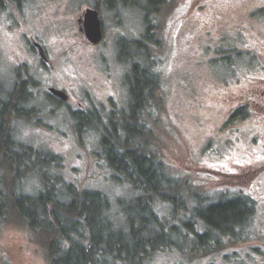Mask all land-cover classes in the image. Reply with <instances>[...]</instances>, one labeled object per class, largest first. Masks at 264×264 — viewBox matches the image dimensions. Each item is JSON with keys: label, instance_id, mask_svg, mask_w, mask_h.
Segmentation results:
<instances>
[{"label": "rangeland", "instance_id": "374dc122", "mask_svg": "<svg viewBox=\"0 0 264 264\" xmlns=\"http://www.w3.org/2000/svg\"><path fill=\"white\" fill-rule=\"evenodd\" d=\"M21 1L0 0V77L11 89L26 75L31 96L27 106L37 114L11 118L14 138L58 158L47 164L48 174L79 188L99 189L126 204L135 191L103 159L102 132L98 127H78L81 120L76 116L94 111L104 121L115 113L116 118L128 109L125 76L131 64L149 63L159 82L156 96L144 105L142 120L150 133L138 146L157 155L180 177L190 208L197 199L207 202L235 195L253 199L255 206L248 240H227L220 249L193 257L168 248L152 254L145 264H264V199H259L264 178L254 179L249 173L251 164L264 158V143L253 147L249 138L257 132L263 135L264 124L251 118L228 122L230 108L250 85V73L221 59L232 47L229 35L259 31L261 23H249L252 27L241 23L239 29L234 25L264 0H205L203 9H196L193 0H177L182 4L174 9L168 3L164 11L154 12L155 44L152 50L144 45L147 57L139 53L131 57L136 45L129 46V41L141 38L145 23L127 3L109 7L105 0ZM91 6L98 8L103 30V39L95 45L80 38L76 22L81 9ZM30 38L42 44L56 65L55 78L66 91V100L53 101L45 94V76L37 71ZM245 39L260 45L252 36ZM90 122L97 125L96 119ZM129 125L136 126L133 121ZM23 162L33 169L40 165L34 155L23 157ZM3 166L7 164L0 163V191L34 194L42 188L35 170H21L16 175L20 177L11 179ZM156 206L176 223L167 204L158 201ZM177 214L190 216L188 211ZM113 215L119 217V212ZM4 217L0 264H51L44 234L13 213ZM176 242L182 247L190 244L181 236Z\"/></svg>", "mask_w": 264, "mask_h": 264}, {"label": "trees", "instance_id": "16d2710c", "mask_svg": "<svg viewBox=\"0 0 264 264\" xmlns=\"http://www.w3.org/2000/svg\"><path fill=\"white\" fill-rule=\"evenodd\" d=\"M148 1L153 5L159 2ZM138 53L144 57L148 54L137 44L131 57ZM125 80L128 109L121 110L116 118L117 113L111 114L106 121L94 111L81 112L76 118L81 120L78 127H98L102 132L99 143L103 159L135 191L126 204L99 189L79 188L48 174L47 164L58 158L14 138L11 118L37 114L27 106L29 96L20 87H3L0 80V163L7 164L2 169L10 172L11 179L20 177L16 175L21 170H35L42 183L34 194L0 191V219L13 213L43 233L51 264H145L152 254L168 248L193 257L218 250L227 240H248L253 211L249 197L235 195L207 202L197 199L190 208L180 189V177L157 155L138 146V141L150 133L142 118L145 103L156 96L159 76L153 67L134 62ZM93 119L97 125L91 124ZM129 121L136 126H130ZM30 155L39 160L38 169L24 164L23 157ZM158 201L167 204L176 223L164 216L156 206ZM179 211H188L190 216L180 217ZM115 212L119 217L113 215ZM179 236L190 244L179 246Z\"/></svg>", "mask_w": 264, "mask_h": 264}, {"label": "flooded vegetation", "instance_id": "af4514ba", "mask_svg": "<svg viewBox=\"0 0 264 264\" xmlns=\"http://www.w3.org/2000/svg\"><path fill=\"white\" fill-rule=\"evenodd\" d=\"M109 7H112L113 4L119 2L121 4L127 3V8L136 9L142 19L144 26V33L141 35L140 39H130L129 45H141L144 46L148 50H152L154 48L155 40H154V12L156 9L159 11H164L166 7L171 5L172 9L180 6L182 1L177 0H159L157 5L151 4L148 0H142V3L137 2V0H105ZM193 4L196 9H203L205 5V0H193ZM85 8H93L96 9L100 18V12L97 7H85ZM84 9L78 13L77 19L81 16ZM101 21V19H100ZM241 23H245L247 26L250 24L259 25L261 23V27L259 31L255 32H248L249 29L245 30V34L243 31H237L229 35L226 39L227 42L232 46L228 48V54L222 55L221 59L226 62H230L233 66L242 67L246 73H250L247 77L250 78V85L247 89H243L240 92V98L238 102H236L231 108L228 113V122L233 123L237 121H244L249 118L255 120V122L260 121L261 124H264V5L258 6L256 9L250 10L248 15L242 16L240 18L239 24L234 25V27H238L237 29L243 27ZM250 23V24H249ZM236 29V28H235ZM101 30H102V22H101ZM80 34V38L84 42H88V40L83 36V34L78 30ZM253 37L260 45H252V43H248L245 37ZM102 39H103V30H102ZM101 39V40H102ZM220 39H225L224 37H220ZM32 40L34 38H30V49L33 51L36 58V66L37 71L41 72L42 75L45 76L44 79V88L45 94L47 97L52 99L53 101H64L59 98L57 95L51 93L49 88H56L59 90H63L61 86L57 84L55 75L56 74V65L50 59L49 55L47 54L46 49L43 47L47 61H44L35 50L32 45ZM37 41V40H36ZM101 42V41H100ZM99 42V43H100ZM89 43V42H88ZM98 44V43H97ZM95 45V44H94ZM150 48V49H149ZM148 61V59H146ZM35 66V67H36ZM0 80L3 83V87H5V83L3 79L0 77ZM29 80L27 79L26 75L21 77V80H16L13 84L12 88H22L25 95L29 96V101H31V96L27 92L29 89L28 86ZM65 88V87H64ZM63 92L66 91L63 90ZM67 95V94H66ZM264 130V125H262ZM264 143V134L260 135L259 132L255 136L249 138V143L251 146L256 147L260 143ZM264 149V147L262 148ZM252 168L249 172L251 177L254 179H258L260 177L264 178V158L255 161L251 164ZM260 184H264V179ZM259 199H264V195L259 194ZM253 200V199H252ZM254 201H252L253 203ZM253 206L255 204L253 203Z\"/></svg>", "mask_w": 264, "mask_h": 264}, {"label": "water", "instance_id": "95a60500", "mask_svg": "<svg viewBox=\"0 0 264 264\" xmlns=\"http://www.w3.org/2000/svg\"><path fill=\"white\" fill-rule=\"evenodd\" d=\"M78 30L91 44H97L102 39L101 21L96 9L86 8L81 16L76 20ZM32 45L38 52L39 56L47 61L43 47L38 41L32 40ZM49 91L57 95L62 100L67 99V95L62 90L56 88H49Z\"/></svg>", "mask_w": 264, "mask_h": 264}]
</instances>
